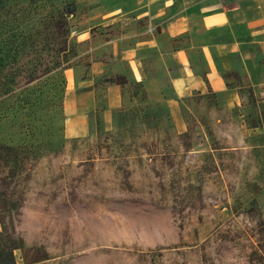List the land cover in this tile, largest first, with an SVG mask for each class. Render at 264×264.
Returning <instances> with one entry per match:
<instances>
[{
    "label": "rangeland",
    "instance_id": "obj_1",
    "mask_svg": "<svg viewBox=\"0 0 264 264\" xmlns=\"http://www.w3.org/2000/svg\"><path fill=\"white\" fill-rule=\"evenodd\" d=\"M116 1L0 2V232L15 261L264 264V65L256 86L231 74L218 94L173 98L148 51L139 80L109 57Z\"/></svg>",
    "mask_w": 264,
    "mask_h": 264
},
{
    "label": "crops",
    "instance_id": "obj_2",
    "mask_svg": "<svg viewBox=\"0 0 264 264\" xmlns=\"http://www.w3.org/2000/svg\"><path fill=\"white\" fill-rule=\"evenodd\" d=\"M116 2L104 17L106 23L118 17L121 24L119 34L111 26L115 34L107 40L113 53L109 57H124L135 79L141 77L140 64L148 51L165 74L164 85L173 98L218 94L232 82L231 74L242 80L247 76L253 86L260 83L254 73L264 65V0ZM87 35L78 34L81 39ZM118 37L124 43L121 55L116 50Z\"/></svg>",
    "mask_w": 264,
    "mask_h": 264
},
{
    "label": "trees",
    "instance_id": "obj_3",
    "mask_svg": "<svg viewBox=\"0 0 264 264\" xmlns=\"http://www.w3.org/2000/svg\"><path fill=\"white\" fill-rule=\"evenodd\" d=\"M13 247L14 244L0 232V264H15V257L12 253Z\"/></svg>",
    "mask_w": 264,
    "mask_h": 264
}]
</instances>
